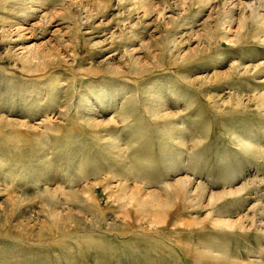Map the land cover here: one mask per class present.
Listing matches in <instances>:
<instances>
[{
    "label": "rangeland",
    "instance_id": "rangeland-1",
    "mask_svg": "<svg viewBox=\"0 0 264 264\" xmlns=\"http://www.w3.org/2000/svg\"><path fill=\"white\" fill-rule=\"evenodd\" d=\"M0 264H264V0H0Z\"/></svg>",
    "mask_w": 264,
    "mask_h": 264
}]
</instances>
